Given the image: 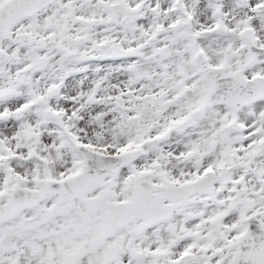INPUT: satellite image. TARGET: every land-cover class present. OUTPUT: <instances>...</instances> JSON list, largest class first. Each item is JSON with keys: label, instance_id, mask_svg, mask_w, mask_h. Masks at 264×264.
Masks as SVG:
<instances>
[{"label": "snow or ice", "instance_id": "6c2138e0", "mask_svg": "<svg viewBox=\"0 0 264 264\" xmlns=\"http://www.w3.org/2000/svg\"><path fill=\"white\" fill-rule=\"evenodd\" d=\"M0 264H264V0H0Z\"/></svg>", "mask_w": 264, "mask_h": 264}]
</instances>
